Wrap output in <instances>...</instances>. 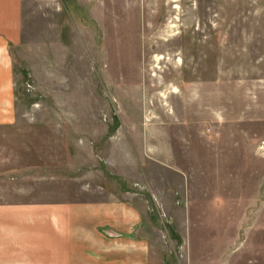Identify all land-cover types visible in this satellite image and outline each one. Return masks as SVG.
Masks as SVG:
<instances>
[{"label":"rangeland","instance_id":"rangeland-1","mask_svg":"<svg viewBox=\"0 0 264 264\" xmlns=\"http://www.w3.org/2000/svg\"><path fill=\"white\" fill-rule=\"evenodd\" d=\"M11 52L0 201L126 200L145 264H264V0H23Z\"/></svg>","mask_w":264,"mask_h":264},{"label":"crops","instance_id":"crops-1","mask_svg":"<svg viewBox=\"0 0 264 264\" xmlns=\"http://www.w3.org/2000/svg\"><path fill=\"white\" fill-rule=\"evenodd\" d=\"M22 22L23 0H0V125L17 120L11 46L20 43ZM43 173L42 182L49 178ZM141 224L128 201L77 190L0 201V264H145Z\"/></svg>","mask_w":264,"mask_h":264}]
</instances>
